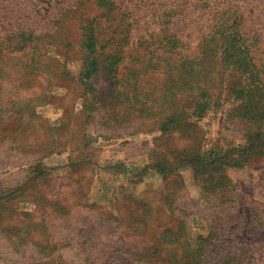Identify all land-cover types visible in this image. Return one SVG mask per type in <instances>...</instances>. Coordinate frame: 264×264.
I'll return each instance as SVG.
<instances>
[{"label": "rangeland", "instance_id": "1", "mask_svg": "<svg viewBox=\"0 0 264 264\" xmlns=\"http://www.w3.org/2000/svg\"><path fill=\"white\" fill-rule=\"evenodd\" d=\"M113 1L0 0V264H264V0Z\"/></svg>", "mask_w": 264, "mask_h": 264}, {"label": "trees", "instance_id": "2", "mask_svg": "<svg viewBox=\"0 0 264 264\" xmlns=\"http://www.w3.org/2000/svg\"><path fill=\"white\" fill-rule=\"evenodd\" d=\"M106 6L105 8L108 7V9H114L116 6H115V2L113 0H106ZM111 15H113L114 13L111 12L110 13ZM113 19V17H112ZM231 22V23H230ZM228 23H230V27H234L236 26L237 28H234V31L233 32H230V34H228V37L230 36L233 40H235V42H232L233 40L230 41V47H235L237 46L238 49H241L242 47V43H241V33H240V29L238 28V21L236 19H232V18H229V19H223V18H220V20H216L212 26H216L215 27V32H222L224 30V26H226ZM117 26L118 24H116L113 28L114 31L117 32ZM212 34L210 33H207L206 36H210ZM205 35H203L199 41V47H198V51L199 53L195 55V57H199L201 56L204 51L206 49H211L212 48V45L208 44L209 41H211L214 37H211V38H207ZM85 49L88 51V54L86 55V63L84 65V68H83V77L87 79L90 78V76L95 73L98 68H99V63H98V60L96 59L95 56L91 55V53L94 51V45H95V39H96V36H95V29H94V26H93V22L92 21H89L87 23V26L85 27ZM111 38V37H110ZM114 36L112 37V41H115L114 40ZM217 38V37H215ZM232 55V54H231ZM194 57V58H195ZM187 70L189 72L192 71V67L190 65H187ZM254 82H255V85L260 88V89H263L264 90V83L259 79V77L257 76V69L254 71ZM243 90V85L241 87V91ZM197 106L194 107V110H196ZM173 114L170 116L172 117ZM257 136L256 137H261L258 133L256 134ZM249 139H251V135H249ZM197 157H193L192 159V163H191V166L194 167V160L196 159ZM185 160H182L180 162V164H182V162H184ZM155 168L158 170L159 173H165V172H169L171 171L173 168H165L163 167V165L161 164H156L155 165Z\"/></svg>", "mask_w": 264, "mask_h": 264}]
</instances>
